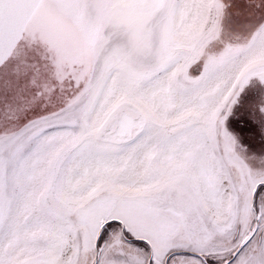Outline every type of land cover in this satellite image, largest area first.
<instances>
[{
	"label": "snow or ice",
	"instance_id": "obj_1",
	"mask_svg": "<svg viewBox=\"0 0 264 264\" xmlns=\"http://www.w3.org/2000/svg\"><path fill=\"white\" fill-rule=\"evenodd\" d=\"M0 264H264V0H0Z\"/></svg>",
	"mask_w": 264,
	"mask_h": 264
}]
</instances>
